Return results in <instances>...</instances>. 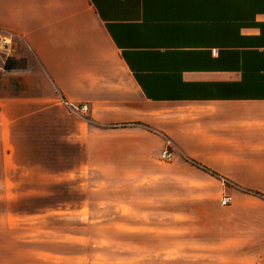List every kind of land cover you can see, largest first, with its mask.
I'll use <instances>...</instances> for the list:
<instances>
[{
  "label": "crops",
  "instance_id": "obj_1",
  "mask_svg": "<svg viewBox=\"0 0 264 264\" xmlns=\"http://www.w3.org/2000/svg\"><path fill=\"white\" fill-rule=\"evenodd\" d=\"M0 34L10 39L0 50L4 173L48 145L85 152L82 168L111 136L125 137L116 147L127 150L125 129L94 127L65 98L88 104L87 116L101 123L180 108L186 154L264 194V0H0ZM143 149L155 148L134 150ZM250 222L242 245L252 243Z\"/></svg>",
  "mask_w": 264,
  "mask_h": 264
},
{
  "label": "rangeland",
  "instance_id": "obj_2",
  "mask_svg": "<svg viewBox=\"0 0 264 264\" xmlns=\"http://www.w3.org/2000/svg\"><path fill=\"white\" fill-rule=\"evenodd\" d=\"M6 42L0 34V50ZM77 114L125 129L130 145L120 151L125 137L111 136L89 168L78 166L85 152L69 146L25 152L9 173L0 161V264H264V198L186 154V111L121 123ZM59 169L74 172L54 175ZM230 188L249 195L222 205Z\"/></svg>",
  "mask_w": 264,
  "mask_h": 264
},
{
  "label": "built area",
  "instance_id": "obj_3",
  "mask_svg": "<svg viewBox=\"0 0 264 264\" xmlns=\"http://www.w3.org/2000/svg\"><path fill=\"white\" fill-rule=\"evenodd\" d=\"M60 103L72 113L86 114L90 109L88 104L72 102L65 98H61ZM231 201L232 197L230 195H226L222 198L221 203L222 205H228Z\"/></svg>",
  "mask_w": 264,
  "mask_h": 264
},
{
  "label": "trees",
  "instance_id": "obj_4",
  "mask_svg": "<svg viewBox=\"0 0 264 264\" xmlns=\"http://www.w3.org/2000/svg\"><path fill=\"white\" fill-rule=\"evenodd\" d=\"M9 61H12L10 58H8L7 59V61H6V67H7V63L9 62ZM9 67V66H8ZM193 161V160H192ZM194 162V161H193ZM195 163V162H194ZM249 192H251V193H253V194H255V195H259V196H261V197H263L264 198V194H262L261 192H258V191H253V190H250Z\"/></svg>",
  "mask_w": 264,
  "mask_h": 264
}]
</instances>
